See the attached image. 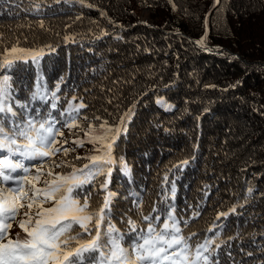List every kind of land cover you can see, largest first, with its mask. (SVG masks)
I'll return each mask as SVG.
<instances>
[{
  "label": "trees",
  "instance_id": "trees-1",
  "mask_svg": "<svg viewBox=\"0 0 264 264\" xmlns=\"http://www.w3.org/2000/svg\"><path fill=\"white\" fill-rule=\"evenodd\" d=\"M87 4L93 7L78 0L54 4L55 15L46 9L47 16L38 17L29 0H0V56L17 41L20 47L54 48L46 49L39 70L17 62L11 71L15 99L28 103L38 76L49 87L63 78L68 100L61 107L87 105L81 113L88 120L81 117L78 127L63 129L70 151L61 158L78 167L94 147L81 128L89 121L112 124L132 109L126 134L117 141L131 172L114 169L108 187L116 195H133L127 203L113 202L114 211L123 213L143 197L149 214L154 204L163 207L160 201L170 197L174 182L176 197L165 203H174L176 215L190 221L182 225L185 235L196 232L193 239H202L213 235L209 227L223 223L221 240L239 235L221 246L220 264H264V0ZM146 9L150 24L141 21ZM41 18L44 28L38 26ZM36 107L42 105H30ZM13 108L22 117L29 112ZM77 138L84 147L73 143ZM185 159L188 165L175 167ZM241 204L216 220L219 212Z\"/></svg>",
  "mask_w": 264,
  "mask_h": 264
},
{
  "label": "snow or ice",
  "instance_id": "snow-or-ice-1",
  "mask_svg": "<svg viewBox=\"0 0 264 264\" xmlns=\"http://www.w3.org/2000/svg\"><path fill=\"white\" fill-rule=\"evenodd\" d=\"M62 2L72 3L73 0H29L30 7L35 9L32 14L38 17H46V9L55 15L53 5ZM78 2L93 7L84 5V0ZM38 26L45 27L43 18L39 19ZM64 39L74 40L67 36ZM199 43L204 45L203 40ZM46 49L47 52L54 50L52 45L20 47L17 41L0 56V264H220L221 246L228 245V240L237 239L239 234L221 240L224 224L220 223L209 227L207 232L213 235L202 239H193L199 235L196 232L185 235L182 225L186 227L190 221L176 215L174 203H165L176 197L174 182L170 197L165 195L160 201L163 207L154 204L149 214L144 213L140 197L136 198L134 207L123 213L114 211L115 193L108 185L114 169L131 172L125 158L118 154L117 141L126 134L132 109L112 124L107 120L99 125L89 121L86 130L81 128L87 143L94 146L92 154L84 158L87 163L78 167L70 161L51 160L57 153L67 156L70 151L64 147L68 142L59 139L64 136L63 129L78 127V119L88 120V117L82 116L81 110L87 107L83 102L69 103L66 110L61 107V100H68L62 92L63 78L49 87L38 76L28 103L15 99L12 69L19 62L31 63L39 70ZM71 99L74 101L77 97L73 95ZM34 102L42 107L30 108ZM14 104L21 109L29 108L27 115L22 117L14 111ZM9 115L16 119L9 122L6 119ZM100 119L94 117V120ZM73 143L82 148L85 140L77 138ZM38 161L42 163L32 167L25 163ZM49 163L71 171L54 174L50 168L43 187L38 188L34 182L41 180L44 176L41 168ZM188 163L185 159L175 167ZM164 181L167 183V175ZM247 191L250 195L252 190ZM23 202H27L28 209L23 214L24 219L19 221L24 235L17 234L13 238L10 229L17 223L19 209L25 207ZM237 206L243 207L233 205L228 211L219 212L216 220L236 213ZM191 215L199 217L196 212ZM217 228L221 231H215ZM228 255L231 257L230 251Z\"/></svg>",
  "mask_w": 264,
  "mask_h": 264
},
{
  "label": "rangeland",
  "instance_id": "rangeland-1",
  "mask_svg": "<svg viewBox=\"0 0 264 264\" xmlns=\"http://www.w3.org/2000/svg\"><path fill=\"white\" fill-rule=\"evenodd\" d=\"M141 21H142V22L145 21V22H147V23H149V24L152 22V21L150 20V17H149V9H146V10H144V11L142 12V14H141ZM160 105L162 106V108L167 109V107L165 106L164 103H160ZM9 121H11V120H9ZM59 139H60L61 141H67V139H65L64 136H63V137H60ZM57 146L60 147L59 144H58ZM64 146H65V147H68V144H65ZM62 154H63V153H59V155H57V156H55V157H52L51 160H52V161H55V162L63 161V159L61 158V157H62V156H61ZM25 163H26V162H25ZM27 163H28V166L32 167L34 164L42 163V162L38 161V162H27ZM50 168L53 170V173H54V174H55V173H60V168H55V167L53 166L52 163H49V164L45 165L43 168H41V172L44 173V176L41 177V180H40L39 182H34V183H36V187H38V188L43 187V181H44V178H45V176H46V174H47V172L49 171ZM33 173L35 174V168H33ZM114 193H115V192H114ZM132 195H133V194H130V193H125V194H123V195H121V194L116 195V194H115L114 203H115V202H118L119 204L127 203V201H128L129 199L132 200ZM141 198L143 199V197H141ZM94 200H96V197H95ZM23 203H25V207L19 209V213H20V214L16 217L17 223H14V224L12 225V228L10 229V236L13 237V238H14L17 234H20L21 236L24 235L22 229L19 227V221H21V220L24 219V215H23V214H24L25 212H27L28 209H27V207H26L27 202H23ZM114 205H115V204H114ZM47 206H48V205H45V207H47ZM35 210H36V207L34 206L33 209H32L33 213L35 212Z\"/></svg>",
  "mask_w": 264,
  "mask_h": 264
}]
</instances>
